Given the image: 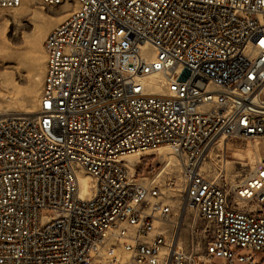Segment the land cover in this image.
Masks as SVG:
<instances>
[{
	"label": "built area",
	"instance_id": "1",
	"mask_svg": "<svg viewBox=\"0 0 264 264\" xmlns=\"http://www.w3.org/2000/svg\"><path fill=\"white\" fill-rule=\"evenodd\" d=\"M40 3L65 18L36 110L0 115V264H264V0Z\"/></svg>",
	"mask_w": 264,
	"mask_h": 264
},
{
	"label": "rangeland",
	"instance_id": "2",
	"mask_svg": "<svg viewBox=\"0 0 264 264\" xmlns=\"http://www.w3.org/2000/svg\"><path fill=\"white\" fill-rule=\"evenodd\" d=\"M64 18L62 8L43 7L40 0H24L14 10L0 9V115L25 114L36 110L45 69L43 43L47 34ZM160 153L168 160L173 159L169 157L167 149H161ZM257 158L251 146L231 150L227 152V160L230 161L227 168H232V164L238 160L249 168ZM144 160L140 176H146L150 170H157L161 166L158 154L147 156ZM126 161L135 162L137 157H130ZM212 163L207 162L203 167L209 179L214 178ZM173 173L176 177L178 169H174ZM168 192L174 196L172 204L178 203L175 193ZM42 215L50 216L51 212L43 211ZM192 220L191 214L183 208L174 211L171 225L179 226L178 231L184 241L182 248L188 245L185 241ZM196 224L201 227L202 223L197 220ZM212 264L221 263L215 260Z\"/></svg>",
	"mask_w": 264,
	"mask_h": 264
},
{
	"label": "bare ground",
	"instance_id": "3",
	"mask_svg": "<svg viewBox=\"0 0 264 264\" xmlns=\"http://www.w3.org/2000/svg\"><path fill=\"white\" fill-rule=\"evenodd\" d=\"M62 8V11H64L65 13V7H61ZM147 81V86L152 89V90H156V91H159L160 90V87H159V82L161 81V78H159L158 76H154V77H150ZM159 93V92H157ZM31 112H26L25 114H29ZM256 153V152H255ZM130 157H133V156H128L125 158V160L129 159ZM89 177L88 176H80L79 178V185H80V195L83 197L85 196L86 194H88L89 192V188L91 186L90 184V181L88 179Z\"/></svg>",
	"mask_w": 264,
	"mask_h": 264
}]
</instances>
